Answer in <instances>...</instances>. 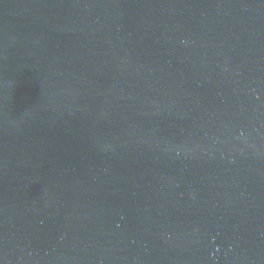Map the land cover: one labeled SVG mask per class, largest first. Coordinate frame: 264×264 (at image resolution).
Listing matches in <instances>:
<instances>
[{
  "label": "water",
  "instance_id": "obj_1",
  "mask_svg": "<svg viewBox=\"0 0 264 264\" xmlns=\"http://www.w3.org/2000/svg\"><path fill=\"white\" fill-rule=\"evenodd\" d=\"M0 264H264V0H0Z\"/></svg>",
  "mask_w": 264,
  "mask_h": 264
}]
</instances>
